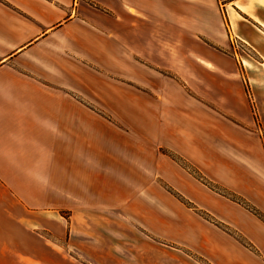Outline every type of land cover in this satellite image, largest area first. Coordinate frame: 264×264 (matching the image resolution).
<instances>
[{
  "label": "crops",
  "instance_id": "1",
  "mask_svg": "<svg viewBox=\"0 0 264 264\" xmlns=\"http://www.w3.org/2000/svg\"><path fill=\"white\" fill-rule=\"evenodd\" d=\"M255 113L264 0H0V264H264Z\"/></svg>",
  "mask_w": 264,
  "mask_h": 264
},
{
  "label": "rangeland",
  "instance_id": "2",
  "mask_svg": "<svg viewBox=\"0 0 264 264\" xmlns=\"http://www.w3.org/2000/svg\"><path fill=\"white\" fill-rule=\"evenodd\" d=\"M232 36V35H231ZM233 38H237L235 36H233ZM229 39H230V35H229ZM238 41H239V46H233L231 40H230V43H231V51L238 53L237 56H239L241 58V55L243 53H246L244 51H247L249 52V50L246 48L247 47V44L245 45V42L239 38H237ZM244 44V45H243ZM246 46V47H245ZM251 53V52H249ZM236 57V55H235ZM248 81V80H247ZM249 84V82H248ZM254 118L256 120V125L254 128H251V130L257 132V134H259V137L261 138V142L263 143V146H264V127L263 125L258 121V118H257V115L255 113L254 115ZM254 126V125H253ZM244 132H246V130H244ZM165 150V149H164ZM165 152H168L172 155L175 156V158H177V154L171 152V151H168V150H165ZM180 159H182V162L180 160V164L185 168L187 169L195 178H197L199 181H201L202 183L204 182H208V187L210 189H212L213 191H215V197H219L221 198V196H219L218 194L216 193H220L222 195H224L225 197H227L228 199L232 200L231 199V195L233 196L232 198H236L240 201H242V203H244L245 205H248L250 207L252 206H255V204H253L249 199H247L244 195L236 192V191H233L231 189H229L228 187H226L225 185H223L220 181L214 179V178H211L210 176H207L206 174H204L202 171H200L197 167H195L193 164H191L189 161H187L186 159H184L183 157L179 156ZM199 177H202L203 181L201 179H199ZM205 184V183H204ZM207 185V184H206ZM223 199V197H222ZM234 201V200H232ZM236 202V201H235ZM238 203V202H237ZM240 204V203H239ZM243 206V205H242ZM244 207V206H243ZM247 209V208H246Z\"/></svg>",
  "mask_w": 264,
  "mask_h": 264
},
{
  "label": "trees",
  "instance_id": "3",
  "mask_svg": "<svg viewBox=\"0 0 264 264\" xmlns=\"http://www.w3.org/2000/svg\"><path fill=\"white\" fill-rule=\"evenodd\" d=\"M167 154H169L173 159H175V160H177L179 163H180V160H181V162H182V159H180L178 156H177V158H175V156L174 155H172V154H170V153H168V152H166ZM199 179H203L202 177H199ZM203 181V180H202ZM204 182V181H203ZM205 184H209L208 182L206 183V182H204ZM233 196L231 195V199L232 200H234V201H236V202H238V203H240L241 205H243L245 208H247L249 211H251V212H253L255 215H257L261 220H263L264 221V213L259 209V208H257L256 206H252V207H250V206H248V205H245L244 203H242V201H240V200H238V199H236V198H232Z\"/></svg>",
  "mask_w": 264,
  "mask_h": 264
},
{
  "label": "built area",
  "instance_id": "4",
  "mask_svg": "<svg viewBox=\"0 0 264 264\" xmlns=\"http://www.w3.org/2000/svg\"><path fill=\"white\" fill-rule=\"evenodd\" d=\"M230 40H231L233 46L236 47V46H239L240 45L237 38H233V36H230Z\"/></svg>",
  "mask_w": 264,
  "mask_h": 264
}]
</instances>
